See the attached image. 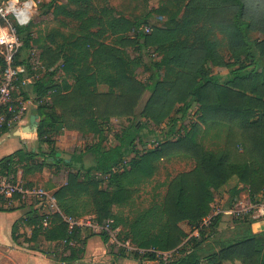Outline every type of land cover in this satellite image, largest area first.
<instances>
[{
  "label": "trees",
  "instance_id": "16d2710c",
  "mask_svg": "<svg viewBox=\"0 0 264 264\" xmlns=\"http://www.w3.org/2000/svg\"><path fill=\"white\" fill-rule=\"evenodd\" d=\"M170 1L173 9L165 24L153 25L147 33L143 26L148 12L114 14L112 8L97 9L91 0H46V12L80 34L77 41L58 31L62 37L58 40L51 32L40 46L41 66L49 70L61 63L62 71L72 79L52 86L48 85L52 71L36 77L31 70L30 53L38 43L30 29L32 23L17 27L22 46L15 63L25 68L17 81L18 90L21 98L32 97L39 122L34 149L21 148L1 158L0 175H16L20 170L26 184H32L26 175L80 162L76 171L68 170L66 183L53 192L59 210L70 216L93 215L99 223L112 219L120 227V239H129L144 250L136 256L155 260L156 253L150 250L155 249L172 251L168 261L159 257L157 264H203L202 258L207 264H264V230L253 231L255 220L246 215L232 216L233 225L227 230L219 228L223 214H218L197 236L187 237L180 225L186 222L191 230L198 227L211 212L216 193L229 191L230 202L244 187L252 197L264 191V0ZM250 32L263 37L251 38ZM71 43L74 49L68 53L66 46ZM127 47L152 48L160 54L159 59L147 62L144 70L150 74L146 81L137 78L134 71L141 60L129 58ZM4 66L0 54V75ZM214 67L227 71L214 72ZM25 78L30 81L22 84ZM194 106L195 121L179 135L181 122ZM111 117L129 122L115 134L114 144L105 147L104 125ZM140 119L156 126L167 122L168 126L163 139L144 151L135 143L136 139L143 142ZM213 126L226 130L223 143L217 149H205L200 135ZM62 127L95 137L84 150L95 155L94 164L81 165L82 153L68 161L56 157L55 137ZM8 130L6 124L1 126L0 136ZM180 154L190 156L194 165L169 179L160 202L130 217L117 214L119 206L131 201L136 184L151 177L161 160ZM104 177L107 187L100 185ZM40 221L39 212L31 211L15 222L13 235L20 226L30 225L29 248L35 249L32 241L42 237L63 242L60 252L54 253L66 263L81 258L87 240L96 234L88 227L69 231L57 211L47 227ZM209 228L217 247L207 250L201 244ZM99 234L108 241L105 233Z\"/></svg>",
  "mask_w": 264,
  "mask_h": 264
},
{
  "label": "rangeland",
  "instance_id": "374dc122",
  "mask_svg": "<svg viewBox=\"0 0 264 264\" xmlns=\"http://www.w3.org/2000/svg\"><path fill=\"white\" fill-rule=\"evenodd\" d=\"M65 1V0H63ZM46 0H42L38 3L36 10L33 14V19L31 21V32L34 37L37 38L38 43L33 45L31 53H30V64H31V70L33 71V74L36 77L42 76L45 72L52 71V76L49 79L48 85L52 86L53 84H61L62 80L67 79L68 81H72L70 77L65 74L60 64L58 63L54 67L50 68L49 70H45L40 63L39 59V52H40V46L44 42V39L48 33H54L58 35V40H61L62 37L59 36V32L67 33L70 35L71 40H77L79 41L80 34L78 31H76L74 28L71 27H63L60 25L58 20H55L53 17L52 12H46V8L43 5ZM92 4L99 10H102V8H112L114 10V14H127L130 11L135 13V15H138L143 12H148V22L143 27H148L149 29L152 28L153 25L162 26L165 24L167 14L171 12L173 9V4L170 0H91ZM43 5V6H42ZM158 9H166L167 12H157ZM126 12V13H125ZM62 15H60L61 17ZM65 18V17H62ZM66 20H69L68 18H65ZM144 30V28H143ZM59 31V32H58ZM249 36L251 38H262L263 36L259 33H249ZM103 40L109 41V39L106 36L101 37ZM68 53L71 52L73 48L72 43L68 44L66 46ZM126 52L129 58L133 59H140L141 65H139L137 68H135V74L137 78L146 81L148 75L150 74L149 70H144L147 62L151 59H159L160 54L154 53L152 48H149L147 50L141 51L136 49L135 47H127ZM227 69L222 67H214V72L219 73H226ZM23 84V83H22ZM25 87L28 86V84L24 85ZM19 82L16 83L13 96L15 99L19 100L21 99V95L19 94ZM27 88V87H26ZM148 93L143 97V99L140 101L138 110L141 109L144 100L146 99ZM48 99V97H47ZM194 106L189 115L181 122V129L179 132V135H182L188 128L191 122L195 121L196 119V113H195ZM135 122H139V119H134ZM129 120L124 118H116L111 117V119L105 123V141L103 145L105 147H109L114 144L116 137L115 134L118 133L124 126L128 124ZM140 122L143 124V127L140 130V134L142 136V143L137 144V148L139 150H144L150 148V146L154 147L156 145L155 141L159 140L161 141L163 139V133L162 131L168 130L167 122H163L160 126L154 125L151 121H146L145 119H140ZM166 124V125H165ZM163 127V128H162ZM68 129V128H67ZM61 131V130H60ZM63 132V131H61ZM59 133V132H58ZM226 130L220 131V128L217 126H213L210 129H207L204 133L200 135L199 141L203 145L205 149H217L221 143H223L224 137H225ZM176 134L172 135L171 138L175 139ZM36 135H34L33 140ZM80 136V135H79ZM95 137L90 134H82L81 137L73 138L71 139V143L69 146H63L64 154L63 157H69L70 154L75 153L78 154L80 151L82 153L81 157V165L84 167L92 165L95 163V155L93 153H85L83 150L86 146H89L93 142ZM58 139H56L57 141ZM36 144L35 141L33 145ZM145 144V145H144ZM61 145H58V148H60ZM151 147V148H152ZM85 154H87L85 156ZM80 163H75L71 167H65L61 166V169L55 170L54 168L46 167L45 171H48L50 173H56V184H65L66 183V176L68 170L76 171V169L79 167ZM194 160L187 155L180 154V155H173L170 158H165L160 161L158 165L157 171L149 177L146 181L137 183V188L135 192L132 195L131 201L127 204L121 205L117 208V214L122 216H133L136 213L142 211L147 206L152 205L154 202H160L163 198V195L165 193L167 183L170 178L175 176L177 173L189 170L193 167ZM55 171V172H54ZM48 176V175H47ZM82 178V177H81ZM51 177H49L48 181L44 179V177H40V179L32 180L33 183L41 185L45 188H50L53 184L51 182ZM100 185L102 187H107V177H104L102 181L100 182ZM229 191H226L225 193H216L215 198L212 202V208L213 206L217 207L220 206L221 200L224 199L225 195H227ZM251 196L249 194L248 188L244 187L240 190L239 194L235 195L233 198H231L230 204L235 200V198H242V197H248ZM256 200H264V191L260 194H257L256 196L252 197ZM228 202L225 203L227 205ZM88 209V208H86ZM232 215H225L223 214L221 216V224L219 225V228H227V230H230V228L233 225L232 222ZM253 223V222H252ZM254 223H264V219H260L254 221ZM181 227H183L188 235L192 232L190 226L186 222L180 223ZM258 225H254V228H258ZM263 227V225H262ZM182 228V229H183ZM264 230V229H263ZM125 228L121 229V234L124 235ZM229 233V232H228ZM213 234L211 228L207 230L206 239L203 240L201 246L203 249L209 250V247L216 248L217 246L212 242L211 235ZM186 240V238L184 239ZM108 243V252L109 255L107 256L108 260H111L112 262H117L118 264H151L152 262L150 260H146L144 258H141L140 256H136L133 252H121L120 254L116 252L115 247ZM214 245V246H213ZM190 246L188 245L187 248ZM174 258V257H173ZM172 258V259H173ZM205 258H202V263L207 264L206 260H203ZM116 264V263H115ZM157 264V263H156Z\"/></svg>",
  "mask_w": 264,
  "mask_h": 264
},
{
  "label": "built area",
  "instance_id": "2783aa9c",
  "mask_svg": "<svg viewBox=\"0 0 264 264\" xmlns=\"http://www.w3.org/2000/svg\"><path fill=\"white\" fill-rule=\"evenodd\" d=\"M40 1L42 0H0V54L5 61V66L0 75V127L4 124L11 127L19 123L26 112L25 104L13 96L19 75L25 70L23 65L15 63V57L22 46L17 27L27 26L31 23L34 11ZM144 31L148 33L151 29L145 26ZM29 81V78H25L22 83ZM21 175L20 170L16 175H0V205L10 204L14 198L34 202L41 215L40 223L43 228L49 225L51 214L57 211L66 221L69 231L75 227H88L94 232L105 233L108 242L115 247L119 254L123 251L140 254L144 252L129 239L119 238L120 227L114 226L112 219L99 223L93 215L89 214L82 216L65 215L59 210L55 196L51 191L35 183L26 184ZM221 213L232 216L246 215L253 220L264 219V200H256L248 196L235 198L226 208L213 206L211 212L201 219L198 227L192 230L191 235L197 236L200 229L208 227L212 219ZM150 250L155 252L157 256V259L152 260L151 264L158 263L160 258L168 261L172 255V251Z\"/></svg>",
  "mask_w": 264,
  "mask_h": 264
},
{
  "label": "crops",
  "instance_id": "0c3cea01",
  "mask_svg": "<svg viewBox=\"0 0 264 264\" xmlns=\"http://www.w3.org/2000/svg\"><path fill=\"white\" fill-rule=\"evenodd\" d=\"M19 100H21L25 104L26 112L19 123L9 127V130L0 136V159L14 153L18 149H34L35 146V144L33 145L34 141H36V138H34L33 140L35 132L21 131L20 134H17V130L21 129L23 126L29 123V115L31 110L35 108V104L32 100V97H30L29 99L21 98ZM61 131L55 137V139H58L56 141V147L58 148V145H61V147L58 148L57 151L60 153L59 157H63V146H69L71 143V139L82 136L81 132L74 129H67L65 127H62ZM163 132L165 131L161 130V133ZM135 143L137 147V144H139L138 139H136ZM157 144L158 142L155 141L154 145ZM151 147L152 146H150V148ZM84 150L83 152L86 153L87 151ZM78 154L72 152L69 157L64 158L66 161H68L72 156H77ZM86 155L87 154H85V156ZM128 159L129 157L126 158L124 162H126ZM122 168L123 166L120 165L119 169ZM45 169L46 167H44L40 171L28 174L26 175V178L32 182V180L40 179V177H44V179L48 181L49 177H51L50 180L51 182H53V184L50 188L46 189L53 193L62 184H56V173H50L48 171H45ZM229 196L230 194L227 193L224 199L221 200V204H219L221 208H226L230 205ZM226 202H228L227 205H225ZM33 210L39 212L36 207V203L30 201H21L17 198H14L13 202L10 204L0 205V264H115L119 262L118 260L115 262L108 260V241L104 242L102 236L98 232H96V234L92 235L87 240L85 244V251L81 255V258L71 263L59 261L55 257L57 254L56 252L54 253V251L60 252V250L64 246L63 242L59 243L55 241H49L45 240L42 237L41 240H38L37 242L32 241V244L37 246L35 249L29 248V242L26 238L31 236V226H20L19 231H17L15 235H13V226L15 225V222H18L21 219L24 220L29 214H31V211ZM255 221L257 222V220ZM255 224L258 225V228H254ZM251 229L253 231L263 230L264 223L261 224L253 222L251 223ZM183 230L186 231L184 228ZM189 236H191V233L188 235V237Z\"/></svg>",
  "mask_w": 264,
  "mask_h": 264
},
{
  "label": "water",
  "instance_id": "95a60500",
  "mask_svg": "<svg viewBox=\"0 0 264 264\" xmlns=\"http://www.w3.org/2000/svg\"><path fill=\"white\" fill-rule=\"evenodd\" d=\"M39 122V115L37 112V108H33L29 115V123L23 126L21 129L17 130V134L23 132H36ZM56 157H59L60 153L56 152ZM53 157H49V160H53Z\"/></svg>",
  "mask_w": 264,
  "mask_h": 264
},
{
  "label": "bare ground",
  "instance_id": "6f19581e",
  "mask_svg": "<svg viewBox=\"0 0 264 264\" xmlns=\"http://www.w3.org/2000/svg\"><path fill=\"white\" fill-rule=\"evenodd\" d=\"M81 152V151H80ZM32 183V182H31ZM29 184V183H28ZM201 231V230H200ZM214 246V245H213Z\"/></svg>",
  "mask_w": 264,
  "mask_h": 264
}]
</instances>
